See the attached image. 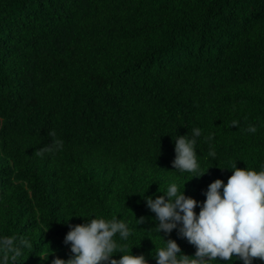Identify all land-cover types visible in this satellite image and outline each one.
I'll use <instances>...</instances> for the list:
<instances>
[{"label":"trees","instance_id":"1","mask_svg":"<svg viewBox=\"0 0 264 264\" xmlns=\"http://www.w3.org/2000/svg\"><path fill=\"white\" fill-rule=\"evenodd\" d=\"M194 128L200 178L172 167ZM262 164L264 0H0V236L32 245L17 264L68 259V225L94 217L129 224L125 255L157 264L163 238L193 256L178 229L151 230L144 194L174 182L202 203Z\"/></svg>","mask_w":264,"mask_h":264},{"label":"clouds","instance_id":"2","mask_svg":"<svg viewBox=\"0 0 264 264\" xmlns=\"http://www.w3.org/2000/svg\"><path fill=\"white\" fill-rule=\"evenodd\" d=\"M232 126L236 127L237 122L233 121ZM244 131L255 133L257 129L249 125ZM49 135L55 137L56 133L53 131ZM201 135L202 130L194 128L191 136L173 138L175 173H195L196 178H200L207 172L199 174L196 145ZM207 139H212L211 134ZM62 147L63 141L54 139L35 154L43 157ZM208 154L216 156L214 150ZM231 172L226 184L217 179L208 186L202 203L185 197V184L181 191L174 182L155 198L144 194L143 199L158 222L151 230L157 235L161 232L170 235L178 229L179 236L196 249L193 256L185 255L175 240L165 241L161 237L164 246L149 254L157 264H212L213 261L219 264L221 260L229 264L237 259L242 264H253L256 258L264 260V164L258 172L239 169L236 165ZM197 207L200 208L198 214L194 211ZM85 219L88 222L68 225L70 230L64 244L70 247L72 255L66 260L55 258L52 264H148L143 254H123L133 233L126 221L117 217ZM135 221L138 225L144 218ZM31 246L26 238L0 236V264H17ZM116 254H121L118 260L114 258Z\"/></svg>","mask_w":264,"mask_h":264}]
</instances>
